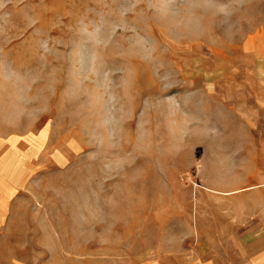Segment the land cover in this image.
I'll return each mask as SVG.
<instances>
[{"label":"rangeland","instance_id":"374dc122","mask_svg":"<svg viewBox=\"0 0 264 264\" xmlns=\"http://www.w3.org/2000/svg\"><path fill=\"white\" fill-rule=\"evenodd\" d=\"M259 60L264 0H0V264H161L262 217Z\"/></svg>","mask_w":264,"mask_h":264},{"label":"crops","instance_id":"0c3cea01","mask_svg":"<svg viewBox=\"0 0 264 264\" xmlns=\"http://www.w3.org/2000/svg\"><path fill=\"white\" fill-rule=\"evenodd\" d=\"M264 63V60H259ZM254 63H256L254 61ZM261 101L257 113L261 116L259 121L264 120V78L260 85ZM254 149H262L260 156L264 157V141L260 143L251 142ZM251 180L256 182L258 191L243 188L242 192L248 190L262 192L264 194V160L253 161ZM262 217L253 224H246L244 228L237 227L234 222H227L228 233L223 235V227L219 226L220 239L214 238V222H205L204 233H199V238L194 244L195 250L186 256H173L161 264H264V207H260ZM211 225V226H210ZM244 225V224H242ZM201 228L198 227V230Z\"/></svg>","mask_w":264,"mask_h":264}]
</instances>
